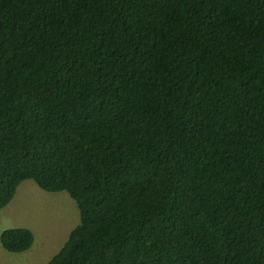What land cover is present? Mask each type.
<instances>
[{"label": "trees", "instance_id": "1", "mask_svg": "<svg viewBox=\"0 0 264 264\" xmlns=\"http://www.w3.org/2000/svg\"><path fill=\"white\" fill-rule=\"evenodd\" d=\"M28 180L80 210L47 264H264V0H0V210Z\"/></svg>", "mask_w": 264, "mask_h": 264}, {"label": "rangeland", "instance_id": "2", "mask_svg": "<svg viewBox=\"0 0 264 264\" xmlns=\"http://www.w3.org/2000/svg\"><path fill=\"white\" fill-rule=\"evenodd\" d=\"M80 223V210L67 192L51 193L42 190L34 181L23 182L12 202L0 210V236L3 231L25 228L33 232L35 242L23 253L36 264H47L67 241ZM0 264H8L9 253L0 242ZM14 264V262H13Z\"/></svg>", "mask_w": 264, "mask_h": 264}, {"label": "crops", "instance_id": "3", "mask_svg": "<svg viewBox=\"0 0 264 264\" xmlns=\"http://www.w3.org/2000/svg\"><path fill=\"white\" fill-rule=\"evenodd\" d=\"M4 249V248H3ZM10 253V252H9ZM15 254V253H14ZM28 254H23V253H20V254H17L13 257H10L8 256V264H29L28 262H31V259L33 260V258L31 257L29 259L30 256H27ZM1 257H3L4 255H1ZM2 260L4 261L5 258L3 257ZM31 264H36L35 262H32Z\"/></svg>", "mask_w": 264, "mask_h": 264}]
</instances>
